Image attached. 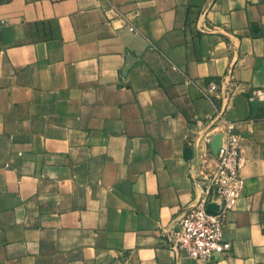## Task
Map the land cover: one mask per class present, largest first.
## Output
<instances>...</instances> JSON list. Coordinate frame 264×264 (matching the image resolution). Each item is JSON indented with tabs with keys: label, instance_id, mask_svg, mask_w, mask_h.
<instances>
[{
	"label": "crops",
	"instance_id": "0c3cea01",
	"mask_svg": "<svg viewBox=\"0 0 264 264\" xmlns=\"http://www.w3.org/2000/svg\"><path fill=\"white\" fill-rule=\"evenodd\" d=\"M227 74L231 249L176 259L161 228L194 197L188 138ZM263 87L264 0H0V264H264Z\"/></svg>",
	"mask_w": 264,
	"mask_h": 264
},
{
	"label": "built area",
	"instance_id": "2783aa9c",
	"mask_svg": "<svg viewBox=\"0 0 264 264\" xmlns=\"http://www.w3.org/2000/svg\"><path fill=\"white\" fill-rule=\"evenodd\" d=\"M207 9L203 7V11ZM129 30L135 32L133 26ZM218 93L221 105L188 141L195 149V163L189 176L194 187L193 199L181 208L180 213L162 226L161 235L176 259L187 257L208 261L215 254H224L231 243L223 238L227 214L233 210L241 195L244 178L241 170L246 163L242 154L238 122L224 117L225 109L233 96L229 75L208 82L203 95L209 100ZM250 102H264V87L248 92ZM222 130L223 142L214 153V166L209 167L210 143ZM208 205H212L208 209Z\"/></svg>",
	"mask_w": 264,
	"mask_h": 264
},
{
	"label": "water",
	"instance_id": "95a60500",
	"mask_svg": "<svg viewBox=\"0 0 264 264\" xmlns=\"http://www.w3.org/2000/svg\"><path fill=\"white\" fill-rule=\"evenodd\" d=\"M218 136H219L218 134L214 135V137L210 143V147H211L213 153H216L218 147L220 146V142L216 141V138H218ZM211 208H212V205H208V209H211Z\"/></svg>",
	"mask_w": 264,
	"mask_h": 264
}]
</instances>
